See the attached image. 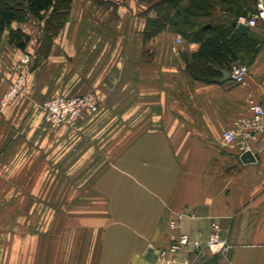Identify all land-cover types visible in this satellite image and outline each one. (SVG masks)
<instances>
[{
	"label": "crops",
	"instance_id": "0c3cea01",
	"mask_svg": "<svg viewBox=\"0 0 264 264\" xmlns=\"http://www.w3.org/2000/svg\"><path fill=\"white\" fill-rule=\"evenodd\" d=\"M105 1L73 0L44 63L0 108V264H153L158 249L182 234L206 237L212 223L231 248L205 250L194 264H264V133L249 139L236 124L252 103L264 109V23L237 28L257 1L217 0L202 22L257 39L238 85L220 82L222 73L215 82L188 76L199 45L174 30L146 39L157 15L148 2ZM30 23L1 36L0 99L26 71L24 53L39 48ZM16 29L28 36L23 50L8 41ZM87 93L95 115L44 122L45 101ZM225 131L238 133L230 144ZM246 151L255 162L240 161Z\"/></svg>",
	"mask_w": 264,
	"mask_h": 264
},
{
	"label": "trees",
	"instance_id": "16d2710c",
	"mask_svg": "<svg viewBox=\"0 0 264 264\" xmlns=\"http://www.w3.org/2000/svg\"><path fill=\"white\" fill-rule=\"evenodd\" d=\"M140 1L151 3L154 0ZM180 2L181 0H161L159 5L164 4L162 5L164 9H161L163 14L160 15L159 10L156 9V17L148 19L145 27L146 39L161 30L170 28L181 34L186 41L198 44V50L186 58V72L188 76L201 82H215L220 78L221 71H229L232 64L248 67L258 50L255 37L247 33L242 34L235 28L222 24H210V28L205 29L202 23L194 21L209 17L217 0H190L183 9L179 7ZM227 2L232 4L234 0H227ZM70 3L71 0H0V39L12 22H24L31 18L41 20V15L51 9L38 50L39 55L43 57L49 51L51 38L66 22L64 17L69 14ZM156 4L158 3H154L151 8L156 7ZM62 5L65 6L64 9L59 8ZM169 5L170 9H168ZM231 10L229 7V11ZM55 14L56 16L65 15L53 22L51 17ZM8 41L16 48L23 50L28 42V36L20 29L10 30ZM41 57L36 58L35 63H38Z\"/></svg>",
	"mask_w": 264,
	"mask_h": 264
},
{
	"label": "built area",
	"instance_id": "2783aa9c",
	"mask_svg": "<svg viewBox=\"0 0 264 264\" xmlns=\"http://www.w3.org/2000/svg\"><path fill=\"white\" fill-rule=\"evenodd\" d=\"M256 12L250 16L249 19H239V24L245 25L249 28L256 26L258 20L264 23V0H256ZM180 41V38L177 39ZM25 64L28 63V58L25 57ZM228 72V80L238 85L245 81L248 76V67L240 64H232ZM21 79L16 80L9 91L4 94L0 101V106H6L14 100L16 94L21 88ZM44 119L51 127H57L62 123L71 124L83 112L96 113L98 105L95 97L92 95L75 97V98H61L56 97L47 101L44 105ZM251 116L248 119H242L236 124L240 130H245L247 138H254L260 133H264V109L259 103H252L250 106ZM238 134V133H237ZM232 131H225L223 133V140L226 144H230L237 135ZM183 217L182 214H177L174 220L169 223L170 229L177 227L179 221ZM231 246L227 240L220 236V228L218 224L212 223L210 225V233L206 239L197 238L191 240L187 235L182 234L174 239L169 245L158 249L153 264H194V259L203 256L205 250L211 254H225L229 252ZM186 256L180 261L177 256L181 253Z\"/></svg>",
	"mask_w": 264,
	"mask_h": 264
},
{
	"label": "rangeland",
	"instance_id": "374dc122",
	"mask_svg": "<svg viewBox=\"0 0 264 264\" xmlns=\"http://www.w3.org/2000/svg\"><path fill=\"white\" fill-rule=\"evenodd\" d=\"M91 1H94V2H96L97 4H100V5H103V6H106V5H111L112 3L110 2V1H105V0H91ZM188 1H190V0H181V2H180V4H179V7L181 8V9H183V8H185L186 6H187V4H188ZM72 2H73V0H71V3H70V8H71V6H72ZM154 3H158V4H156L155 6L156 7H154L153 9L154 10H156V9H158L159 10V14L160 15H162L163 14V12L161 11V9H164V6H162V5H164V4H162V5H159L160 3H161V0H154L153 2H151V3H148V5H150V9H151V6H153L154 5ZM57 4H58V2L55 4V6H57ZM106 4V5H105ZM64 5H62V6H60L59 8H63L64 9ZM168 9H170V5L168 6ZM51 12H52V10L50 9L49 11H47L46 13H44V14H42L41 15V20H36V19H29V20H27V21H24V22H26V23H29V22H31L30 23V25L32 26V28L33 29H36L37 30V37H38V44L40 45V39H41V36H42V32H43V30H45V26H46V21L50 18V15H51ZM63 12V11H62ZM169 12V11H168ZM172 12V11H171ZM171 12H170V14H171ZM63 15H65V14H58L57 16H56V14L53 16V17H51V18H53V22L54 21H56V20H59V19H61V17L63 16ZM68 17H69V14H68V16H66L65 15V19L67 20L68 19ZM170 17V16H169ZM196 23H202V22H204V21H207V19H204V18H202V19H199V20H194ZM170 29V28H169ZM183 30H187V28H182ZM38 50H39V48H38ZM36 51L35 53H33V54H28V53H24V55L22 56V59H21V63H22V65L25 67V72L24 73H22V74H20L16 79H14L13 81H12V83L10 84V86H9V89L11 88V86H12V84L16 81V80H19V79H21V88H20V90L18 91V93L16 94V96H15V98H14V100L12 101V103L16 100V98L19 96V94H20V92H21V90H22V88H23V85H24V82H25V76L27 75V73H28V71H32L33 69H36V68H38V67H40L43 63H44V61L46 60V55L48 54V52H47V54L46 55H44L43 57H41L40 55H39V51ZM41 52H43V51H41ZM25 57H27L28 58V63L27 64H25L23 61H24V58ZM41 57V59H40V61L38 62V63H35V60H36V58H40ZM9 89L5 92V93H7L8 91H9ZM4 93V94H5ZM87 95H92V96H94L92 93H87V94H85V95H80V96H68V97H63V98H75V97H82V96H87ZM4 96V95H3ZM2 96V97H3ZM61 97V96H60ZM95 97V96H94ZM53 98H56V97H52V98H50V99H53ZM62 98V97H61ZM2 99V98H1ZM1 99H0V101H1ZM50 99H48L47 101H49ZM95 100H96V98H95ZM47 101H45L44 102V104H43V107H44V105H45V103L47 102ZM96 102H97V100H96ZM12 103H10V104H12ZM10 104H8V105H10ZM97 105H98V102H97ZM7 106V105H6ZM6 106H3V107H6ZM2 106H0V108H3ZM42 107V108H43ZM98 109H99V105H98ZM98 111V110H97ZM43 113H44V108H43ZM97 113V112H96ZM96 113H90V112H87V111H85V112H83L75 121H73L71 124H66V123H62V124H60L59 126H63V125H66V126H75L76 124H77V122L78 121H80V119L83 117V116H86V115H95ZM43 119H44V116H43ZM44 122L49 126V124L45 121V119H44ZM59 126H57V127H59ZM49 127H51V126H49ZM57 127H51V128H57ZM170 223V222H169ZM170 228V227H169ZM175 229V228H174ZM210 233V232H209ZM186 235V234H185ZM188 236V235H187ZM220 236L222 237V235H221V231H220ZM207 237V236H206ZM206 237H200L201 239H206ZM223 238V237H222ZM191 240H194V239H191ZM162 248H164V247H162ZM184 254V252L183 253H181L180 255H183ZM180 255H178L177 256V259L180 261L181 259H183V258H180ZM185 256H186V254H185ZM200 257H202V256H200ZM199 258V257H198Z\"/></svg>",
	"mask_w": 264,
	"mask_h": 264
},
{
	"label": "water",
	"instance_id": "95a60500",
	"mask_svg": "<svg viewBox=\"0 0 264 264\" xmlns=\"http://www.w3.org/2000/svg\"><path fill=\"white\" fill-rule=\"evenodd\" d=\"M238 30L242 31V32H245L247 27L245 25H238ZM222 73V78L220 79V82H223L225 80H227L228 78V72L223 70L221 71ZM240 161L243 163V164H247V163H250V162H255L256 161V157L250 152V151H246L244 152L241 156H240ZM152 260L154 261L155 260V256H152Z\"/></svg>",
	"mask_w": 264,
	"mask_h": 264
}]
</instances>
